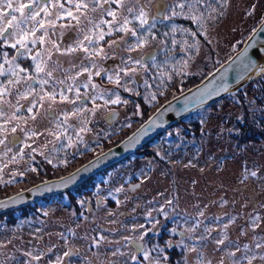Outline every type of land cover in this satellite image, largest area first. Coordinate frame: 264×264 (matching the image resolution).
<instances>
[{
  "label": "snow or ice",
  "instance_id": "snow-or-ice-1",
  "mask_svg": "<svg viewBox=\"0 0 264 264\" xmlns=\"http://www.w3.org/2000/svg\"><path fill=\"white\" fill-rule=\"evenodd\" d=\"M229 4L230 0H0V173L9 164L18 163L17 157L23 158L26 149L30 150L29 155L38 153L43 156V149H47L49 144L52 152L73 147V135L69 130L75 136V143H80L84 139L82 134L91 132L89 124L98 112L103 110L107 113L106 118L111 119L117 113L109 105L129 103L122 99L119 91L104 88L95 78L106 80L114 89L136 96L141 95L138 88H152L149 78L153 82L160 80L157 88H166L162 68L170 59L172 49L179 43L185 56L189 55V50L198 51L201 43L198 37L208 39V24L223 17ZM252 7L254 9L255 5ZM177 17L190 20L196 30L178 29L173 22L170 32L159 33L157 24L169 27L165 22H172ZM57 29L61 37L59 41L52 39ZM261 30H264V18ZM68 31H74L76 38L64 43L63 37ZM177 31L187 33L192 40L178 42L173 37L170 41L172 48H169L168 37ZM5 49H12L14 54L10 55ZM259 51L264 54V46ZM161 53L166 57L163 64L158 62ZM22 60L31 63L25 65L20 62ZM109 60L111 65L106 63ZM187 64L188 61L184 60V67ZM252 68L264 74V65L251 62L245 65L244 74ZM172 79L169 72L168 83ZM223 90L227 91V88ZM159 94L163 95V92ZM213 94L207 93L208 96ZM156 99L155 91L144 95L146 103L151 104ZM136 107L137 114H140V105ZM157 113H160L159 108L153 115ZM45 121L54 127H45L41 132L32 126ZM42 135L53 139L40 149L33 147L36 138ZM18 146L19 150L14 151ZM48 163L53 161L48 159ZM31 170L36 171L35 168ZM249 176L256 177L257 171H245L240 183ZM121 191L123 188L116 189V192ZM116 203L119 205L120 201L116 200ZM172 204V200H167L158 211L167 216L165 207ZM260 207L264 208V204ZM108 215L114 213L109 212ZM81 217L87 220L83 213ZM151 217L149 211L146 219L151 222ZM199 217H205L203 209L190 226L185 222V227L179 232L180 240L173 243L169 239L163 246L158 243L149 246L145 239L149 233L155 232L159 221L152 222L151 228L143 224L133 225L127 229L128 234L121 235L119 239H109L102 231H97L91 238L90 250H99L107 245L110 258L100 259L97 251L93 252L96 260L85 259H88V264H172L167 250L179 247L180 260L176 264H264V235H253L249 243L241 245L239 240H232L228 235L236 216H228L227 213L216 216L213 218L215 226H205L198 233L203 224ZM262 224L264 217L249 213L247 226L240 228L239 235L246 237L249 230L253 233L257 229L264 231ZM68 232L75 236L73 229H68ZM171 232L176 234L177 230L173 228ZM214 232L216 236H213ZM58 235L66 250L57 255L55 261L49 259L48 264H65L66 258L79 255L80 250L72 246L69 236L64 233ZM209 243L213 245L210 252ZM9 245L15 247L12 238L0 240V264H11L15 259L4 252ZM55 247L52 245L46 251L33 248L24 252L23 255L28 257L24 264H39Z\"/></svg>",
  "mask_w": 264,
  "mask_h": 264
},
{
  "label": "rangeland",
  "instance_id": "rangeland-1",
  "mask_svg": "<svg viewBox=\"0 0 264 264\" xmlns=\"http://www.w3.org/2000/svg\"><path fill=\"white\" fill-rule=\"evenodd\" d=\"M253 5H255L254 9ZM263 17L264 0H230L226 14L215 23L208 24V39L203 36L198 37L201 41L198 51L189 50V55L185 56L181 53L178 43L169 53L170 59L166 64H163L166 59L164 54L161 53L158 56V62L163 64L162 70L165 71L163 79L167 84L166 88L163 86L157 88L160 80L156 79L153 82L149 78L152 88H138L141 95L136 96L122 89H114V86L108 84L106 80L101 81L100 78H95L96 82L102 84L104 88L119 91L122 99L129 101L126 105L121 103L108 106L119 113L118 119L110 123L105 121V112L102 110L92 118V123L89 124L91 132L82 134L84 136L82 142L75 143V136L69 130V134L73 135V147L52 152L50 150L52 145L49 144L47 149H43L45 153L43 156L38 153L29 155L30 150L26 149L23 158L17 157L18 163L9 164L0 173V180L3 181L0 183L6 181L14 183L25 175H19V173H24L29 168H36L38 165L49 164L48 159L53 161L51 164L54 166L61 163L66 164L69 161H83L91 156L96 148L115 144L122 134L147 116L148 111L155 107L157 101L168 98L175 90L180 89L181 81H186L192 76H200L205 72L210 73L233 55ZM180 18L184 19L177 17L172 22H165L169 24V27L157 24V29L168 28L170 32V25L174 22L178 29L196 30L192 22L186 19L184 20L187 22H184ZM66 34L70 40L76 38L74 31H68ZM173 37L178 42L184 40L191 42L192 40L187 33L177 31L168 37L169 48H172L170 41ZM52 39L60 40L59 30ZM69 42L66 40L65 43ZM10 50V55L14 54V51ZM184 60L188 61L187 67H184ZM106 63L111 65L112 61L109 60ZM169 72L173 77L171 83L167 81ZM256 74L255 78L243 87L245 98H241L238 103L236 102L237 97L232 100L225 99L214 108L204 106L193 111L191 117L185 118L183 123L190 124L193 120H197L201 128L199 134L191 132L193 134L191 137L177 141L178 144L182 142L184 144L180 145L179 150L170 152L169 149H165L173 141L171 131L167 130L172 128L174 123L160 137L159 140L163 139L164 145L160 151L151 154L149 158L142 157L141 152L134 153L125 162H116L114 165L116 167L112 170L101 173V175L97 174L90 179L89 183L95 184L93 197L99 195L101 198L100 202L94 203L90 209H87L86 204L89 198L83 201L78 209L74 205L66 206L67 194L62 192V198H51V200L40 203V214L31 211L15 224L12 223L14 219L8 221L6 216H2L0 218V240L12 238L15 245V247L9 245L4 250L6 254L15 257L11 264H24L28 257L23 253L30 249L46 251L52 245H56L53 252L46 255L39 264H48L49 259L55 261L56 256L62 255L66 250L64 241L59 238V233L69 236L72 246L80 250L79 255L66 258L65 264L69 262L70 264H88V259L96 260L93 252L97 251H99L100 259L110 258V248L107 245L99 250H90L91 238L96 235L97 231H102L109 239H119L121 235L128 234L127 229L133 225L143 224L147 228L146 216L149 211L154 215L161 214L162 217L176 218L182 222L180 224L183 226L187 221V225L190 226L195 222L198 212L203 209L207 219L199 217L203 221L202 228L215 226L213 218L216 216H224L225 213L228 216H236V222L229 229L228 235L232 240H239L241 245L249 243L253 235H264L261 229H257L255 233L249 230L246 237L239 235L240 228L247 226L249 213L264 217V208L260 207L264 204V139L249 140V142L239 144L230 137L237 131L243 133L241 129H238L239 126V128H246L250 124L255 125V133L262 137L259 131L264 132V127L260 125L264 120V111H261L264 110V74L258 71ZM261 80L263 85L260 84L258 88L253 87L254 83L256 85L257 81L260 83ZM133 87L136 86L133 85ZM153 91L157 92V99L151 104L146 103L144 95H149ZM160 91L163 95L159 94ZM255 95L261 96L258 101ZM99 102L102 103V101ZM137 104L140 105V114H137ZM253 109L256 111L253 112ZM29 124L31 125L32 122L30 121ZM127 124L129 126L122 134H119L121 127L124 129ZM32 126L43 132L45 127H54V124H48L45 121ZM184 129V125L181 124L174 126L171 130L173 133L184 135ZM52 139L51 136L42 135L36 138L33 147L40 149ZM18 150L19 146L14 149V151ZM245 171H257V176H249L244 183H240ZM13 173L17 174L13 175ZM138 182L139 187L133 190L128 185L131 183V186H134ZM117 188H123V191L116 192ZM116 200L120 201L119 205ZM167 200H172L173 204L165 207L167 212L165 216L158 209L165 206ZM223 201L227 203L222 204ZM205 205H207L206 208ZM28 211L25 210L24 214ZM109 212L114 215L109 216ZM81 213L87 217V220L81 217ZM224 218L226 220L227 216ZM110 221L116 222L111 223ZM68 229H73L75 236H71ZM112 229L117 231L113 232ZM211 248L212 245L209 244L208 251Z\"/></svg>",
  "mask_w": 264,
  "mask_h": 264
},
{
  "label": "water",
  "instance_id": "water-1",
  "mask_svg": "<svg viewBox=\"0 0 264 264\" xmlns=\"http://www.w3.org/2000/svg\"><path fill=\"white\" fill-rule=\"evenodd\" d=\"M262 46H264V30H261L260 22L255 27V30L244 40L243 45L234 51L233 55L214 68L200 82L191 85L188 89L170 97L158 106L160 113L153 115L156 113L157 108L124 139L103 152L94 155V157L72 169L71 172L59 177L41 180L26 189L0 198V204L4 205L0 206V214L28 205L41 197H48L73 188V186L82 183L83 180L93 176L95 173L126 159L128 155L134 153L143 144L159 135L160 132L170 128L172 124L181 120V118L197 109L213 104L214 101L222 99L225 95L234 94L257 75L256 68H252L245 75L246 64L251 62L252 64L264 65V54L259 51ZM240 77L243 78L241 79ZM224 88H227V91H224ZM208 92H214V94L208 96ZM201 100L203 101L202 103ZM117 115L118 113L113 118L107 119L106 113L105 118L111 122L114 121ZM142 125H144V128L141 127ZM136 185H139V183ZM129 187L132 190L134 189L131 185Z\"/></svg>",
  "mask_w": 264,
  "mask_h": 264
},
{
  "label": "trees",
  "instance_id": "trees-1",
  "mask_svg": "<svg viewBox=\"0 0 264 264\" xmlns=\"http://www.w3.org/2000/svg\"><path fill=\"white\" fill-rule=\"evenodd\" d=\"M180 20L184 21V22H187L186 20H184L182 18H180ZM188 21L191 22L190 20H188ZM167 29H165V28L163 29L161 27V28H158L157 30L159 31V33L162 34L163 32L168 31ZM170 35H171V33H170ZM7 50L10 51V54H11V50L10 49H7ZM207 74L208 73L205 72V73H202L200 76H192L186 81L185 80L181 81L182 87L180 89L175 90L171 95H169L168 98H165V99L162 98L159 101H157L158 103H156L154 105L155 107L152 110L148 111L147 116H145L143 119L137 121V125L136 126H134L132 128L130 127L131 129L128 130L125 134H122V132L127 128V126H129V124L124 126L125 127L124 129H122V127H121V129L119 130L120 131L119 134H122V137L118 141H116L115 143H117L120 140L124 139L129 133H131L133 130H135L137 128V126H139L144 120H146L148 118V116L151 115L158 108V106H160L162 103L167 101L170 97L180 93V91L188 89L189 87H191V85H194V84L200 82L202 80V78H204ZM262 80H261L260 83H258V81H257L256 85L254 83L253 87L258 88L260 86V84L263 85V81ZM244 89L245 88H241L238 91H236L234 94L225 95V97H223L222 99H219L217 101H214L213 104H210V105L206 106V108H210V109L214 108L220 102L224 101L225 99L232 100L234 98L236 99V97H237L236 102L238 103V101L241 98H245V97H243ZM255 96H257V95H255ZM260 97L261 96H257V100L256 101H258L260 99ZM246 101L248 102V100H246ZM248 103L250 104V102H248ZM261 115H262V113H261ZM191 116H192V113L187 115V116H185V117H183V118H181V120H179L177 123H175L176 125L174 124L173 126H171L173 128L174 126H179V125L183 124L184 128H185L184 132H183L184 135H179V134L173 133V131L171 130L172 128L167 130V131H171L170 133L172 134L171 137H173V141L171 142V145L166 146L165 149H169L170 152H171V150H173V152L176 151V150H179V147H180L181 144H183V142L181 144H178V143H176L177 141H182L185 138L191 137V135H193L191 132L196 133V134L200 133L201 124H200L199 121L193 120L190 124L183 123V120L185 118H188V117H191ZM260 125H261V127H264V120L261 122ZM239 127H238V129H241L243 131V133H240V132L237 131V133H234V134L232 133V135L230 136L233 141H235V142H237L239 144H242L243 142H249V140H256V139L261 140V139H264V132L263 131H259V134L261 133L262 137H259V135L257 133H255V130H254L255 125L254 124H250L249 126H247L249 128L248 130H247V127L246 128L245 127L239 128ZM164 131L160 132L159 135H157L154 138L150 139L149 142L143 144L134 153L141 152L142 153L141 154L142 157L149 158V156L151 154H155L157 151H160V149L163 148L164 145H163V139L162 140H159V139H160V137L162 135H164V133H165ZM158 140H159V142H157ZM113 145H115V144L104 146V148H102V147L96 148V150L93 151V154L91 156L87 157V159H85L83 161H78V162H76V161L70 162L69 161V162H66V164L61 163V164L55 165V166L52 165V164L45 163L44 165H38L35 168L36 171H32L31 170L32 168H29V169H27V171L24 172L25 175L21 179H18L16 182L11 183V182H7L6 181L4 183H0V198H4L7 195L16 193L19 190L26 189V188H28V186L33 185L35 183H38L41 180L50 179L51 177H59V176H61L63 174H66V173L72 171V169L76 168L77 166L83 164V162L89 160L91 157H94V155L103 152L105 149H107V148H109V147H111ZM134 153H132V154H134ZM132 154L128 155L126 159L121 160L120 162L121 163L125 162L127 159L130 158V156H132ZM114 165L115 164L106 167L105 170H102V171H100L98 173H95L93 176L83 180L82 183H80V184H78L76 186H73V188H71V189H68V190L64 191V193L67 194V201H68L66 203V206L74 205L78 209L79 206L81 205L80 202L83 201V199L85 197H90V196L94 195L93 191H94L95 184L89 183V180L94 178V176H96L97 174L101 175V173H105L107 171L112 170L114 167H116ZM62 195H63L62 193H58V194L51 195L50 197H41L40 199H38V200H36L34 202H31L28 205L19 207L18 209H14V210H8L5 213H1L0 214V218L2 216H6L8 221L11 220V219H14V222H12V223L15 224L19 219H21L22 217L28 215L31 211H36L37 213L40 214L41 213V212H39V210L41 208L39 206L40 203H42L44 201L51 200V198H57V197L62 198ZM25 210H29V211L26 212V214H24Z\"/></svg>",
  "mask_w": 264,
  "mask_h": 264
},
{
  "label": "flooded vegetation",
  "instance_id": "flooded-vegetation-1",
  "mask_svg": "<svg viewBox=\"0 0 264 264\" xmlns=\"http://www.w3.org/2000/svg\"><path fill=\"white\" fill-rule=\"evenodd\" d=\"M57 30H59V29H57ZM59 36H60V33H59ZM60 39H61V37H60ZM66 40H69L71 42L68 34H66L63 37L64 43L66 42ZM5 50L8 51L7 49H5ZM8 52L10 54V51H8ZM61 59L66 60L67 58L61 57ZM20 62L22 64H25V65L31 63V61H28V60H22ZM75 62L76 63H79V60H76ZM118 117H119V113H118V115H117V117L115 119H118ZM104 120L107 121V119L105 118V116H104ZM107 122L110 123V121H107ZM128 185H131V183H129ZM62 192H64V191H62ZM87 198H89L88 199V202H86L87 209H90L93 206L94 203H99L100 200H101V198H100L99 195H97V196L95 195L94 197L93 196L85 197L83 199V201H85ZM167 217H164V216L162 217L161 214H155V215L153 214V217L151 218V222H149V220H146L147 221L146 222L147 228H151L152 227V222L159 221V223L156 225L155 232L154 233H149V235L147 237H145V239L148 241L149 246L151 244H153V243H158L161 246H163L164 243H165V241H168L169 239H171L173 241V243H175V241L181 239V237L179 235V232L182 231L185 226H183L182 224H180L182 222H180L176 218H172L171 219L170 217H168V218ZM173 228H175L177 230L176 234H173L171 232V230ZM201 229L203 230V228L200 227V229L198 230V233L201 232ZM216 235H217V233H213V236H216ZM185 236H187V233H185ZM209 244H208V246H209ZM212 247H213V245H212ZM167 251H168V253H169L170 257H171L172 264H176V262L178 260H180L181 249L179 247H176L174 249H168ZM210 251H211V249L209 250V252Z\"/></svg>",
  "mask_w": 264,
  "mask_h": 264
}]
</instances>
